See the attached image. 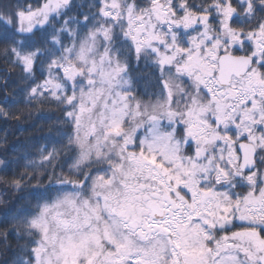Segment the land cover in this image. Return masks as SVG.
Wrapping results in <instances>:
<instances>
[{"label": "snow or ice", "instance_id": "snow-or-ice-1", "mask_svg": "<svg viewBox=\"0 0 264 264\" xmlns=\"http://www.w3.org/2000/svg\"><path fill=\"white\" fill-rule=\"evenodd\" d=\"M0 64V118L56 106L0 264H264V0H0Z\"/></svg>", "mask_w": 264, "mask_h": 264}, {"label": "trees", "instance_id": "trees-1", "mask_svg": "<svg viewBox=\"0 0 264 264\" xmlns=\"http://www.w3.org/2000/svg\"><path fill=\"white\" fill-rule=\"evenodd\" d=\"M28 2L35 5L39 0H28ZM2 69L3 65L0 64V70ZM2 91L0 90V93ZM8 91L11 92L12 89L9 88ZM55 107L54 104H44L41 106V111L31 105L20 104L14 106L13 113L19 117V123H17L16 119L5 121L3 118H0V136L7 134V142L10 146L20 148L26 144L33 146L32 150L35 151L36 147L44 143L41 137L46 134L49 125L54 120V117L52 119L48 117L51 115V110H54ZM2 193L3 186H0V194ZM9 195L14 196L15 194L9 193Z\"/></svg>", "mask_w": 264, "mask_h": 264}]
</instances>
